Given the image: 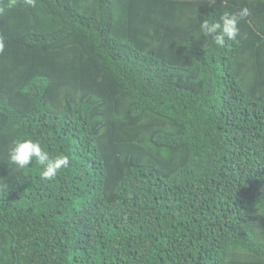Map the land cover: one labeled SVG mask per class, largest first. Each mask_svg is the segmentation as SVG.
Instances as JSON below:
<instances>
[{"label": "trees", "instance_id": "1", "mask_svg": "<svg viewBox=\"0 0 264 264\" xmlns=\"http://www.w3.org/2000/svg\"><path fill=\"white\" fill-rule=\"evenodd\" d=\"M8 3L0 264H264V0ZM18 138L69 166L18 169Z\"/></svg>", "mask_w": 264, "mask_h": 264}, {"label": "clouds", "instance_id": "2", "mask_svg": "<svg viewBox=\"0 0 264 264\" xmlns=\"http://www.w3.org/2000/svg\"><path fill=\"white\" fill-rule=\"evenodd\" d=\"M16 0H9L6 7H12ZM26 6H33L34 0H23ZM4 11L0 8V13ZM250 15L247 7L235 12L223 13L219 20H203L199 25L200 34L210 38L217 47H224L227 41H236L240 35L239 22ZM3 50V41L0 39V51ZM8 158L18 169H24L33 161L40 169L42 180H52L62 169L69 166V157L65 154L51 155L41 143L32 138L15 139L8 149Z\"/></svg>", "mask_w": 264, "mask_h": 264}]
</instances>
